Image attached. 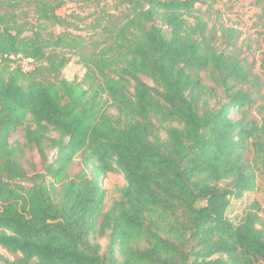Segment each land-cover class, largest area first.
<instances>
[{
  "label": "trees",
  "instance_id": "trees-1",
  "mask_svg": "<svg viewBox=\"0 0 264 264\" xmlns=\"http://www.w3.org/2000/svg\"><path fill=\"white\" fill-rule=\"evenodd\" d=\"M197 2L0 0V264H264V200L227 215L264 185V77Z\"/></svg>",
  "mask_w": 264,
  "mask_h": 264
},
{
  "label": "rangeland",
  "instance_id": "rangeland-1",
  "mask_svg": "<svg viewBox=\"0 0 264 264\" xmlns=\"http://www.w3.org/2000/svg\"><path fill=\"white\" fill-rule=\"evenodd\" d=\"M264 0H199L196 7L201 11L203 17L211 24L224 23L233 25L241 31V37L237 42V46L243 51V55L247 56L248 60L253 63L254 69L264 77V14H263ZM74 7V4L67 3L57 12L61 15L67 14ZM55 33L60 29L58 27H51ZM77 33L86 34V31H76ZM11 57V56H10ZM75 57L62 69L61 76L72 79L74 76L81 78L85 71L82 64L76 62ZM10 68L16 64L24 66V62L28 60L21 55L11 57ZM26 71V70H24ZM23 130L15 131L10 137V143L17 140H22ZM26 156L32 158L41 169L40 157L35 149L26 150ZM53 151H48L49 157H52ZM77 167L74 168L76 170ZM101 183L106 189L105 205L108 207L113 200L119 197V191L126 184L123 176L119 173L106 172L101 175ZM263 202L264 200V185L261 179H258L257 187L252 192H246L241 198H230L231 204L228 208L227 215L234 218L241 214L244 206L253 201ZM264 223V211L261 212ZM102 245H105V239H101ZM4 255H8L4 250L0 249Z\"/></svg>",
  "mask_w": 264,
  "mask_h": 264
},
{
  "label": "built area",
  "instance_id": "built-area-1",
  "mask_svg": "<svg viewBox=\"0 0 264 264\" xmlns=\"http://www.w3.org/2000/svg\"><path fill=\"white\" fill-rule=\"evenodd\" d=\"M21 65V64H20ZM21 68L23 70L29 71L33 68V63L31 62V60L28 58V60H26V62H24V66L21 65Z\"/></svg>",
  "mask_w": 264,
  "mask_h": 264
}]
</instances>
